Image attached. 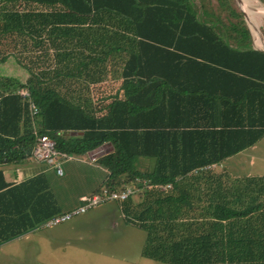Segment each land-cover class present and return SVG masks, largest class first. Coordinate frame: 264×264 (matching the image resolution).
<instances>
[{
	"label": "trees",
	"instance_id": "trees-1",
	"mask_svg": "<svg viewBox=\"0 0 264 264\" xmlns=\"http://www.w3.org/2000/svg\"><path fill=\"white\" fill-rule=\"evenodd\" d=\"M3 1L58 8L0 11V58L44 65L25 83L1 79L10 82L0 92V166L33 159L41 134L78 158L109 143L94 159L105 170L94 193L142 189L114 202L126 224L145 231L143 257L264 264V175L202 169L264 135V51L253 48L235 1ZM113 53L127 56L121 95L98 116L80 84L102 81ZM147 159L152 167H140ZM49 175L13 184L0 167V245L63 212Z\"/></svg>",
	"mask_w": 264,
	"mask_h": 264
},
{
	"label": "rangeland",
	"instance_id": "rangeland-1",
	"mask_svg": "<svg viewBox=\"0 0 264 264\" xmlns=\"http://www.w3.org/2000/svg\"><path fill=\"white\" fill-rule=\"evenodd\" d=\"M241 1L251 10L253 9L250 13L246 10L250 24L246 21L245 15L244 18L247 25H250L248 27L251 29L254 39H258L253 30L255 26L257 29L260 27L258 29L259 34L264 41V13L262 8L264 0ZM235 4L241 11L236 1ZM57 8L58 5L0 0V11L32 9L44 11ZM259 43L257 42L258 45H260ZM13 59L15 58L12 56L8 58L7 70L11 74L14 73L13 69L15 68L21 72ZM107 84L114 85L109 84V82ZM99 92L109 94L104 88H101ZM31 160L34 163L44 164L46 171H49L51 187L63 212L76 208L80 204L79 196L81 194L92 195L89 194L88 190L98 188L101 185L99 180L103 179L102 172L90 166V161L94 163V160H90L88 157L60 159L63 176L52 174L53 167L46 162ZM233 165H236L239 174L243 173L244 170L238 162H234ZM258 169V171L264 172V165ZM215 171L219 172L220 169H215ZM225 172L229 173V171ZM125 186L134 185L127 184L123 187ZM141 191L142 189L139 188L133 195L137 196ZM145 237V231L131 224H126L115 202L109 201L92 206L84 213L74 215L70 219L53 226H39L26 233L23 238L16 239L17 243L25 246L24 257L22 258L24 263L12 262V264H163L141 255ZM26 247H28L29 252L26 251Z\"/></svg>",
	"mask_w": 264,
	"mask_h": 264
},
{
	"label": "crops",
	"instance_id": "crops-1",
	"mask_svg": "<svg viewBox=\"0 0 264 264\" xmlns=\"http://www.w3.org/2000/svg\"><path fill=\"white\" fill-rule=\"evenodd\" d=\"M252 46L254 49L264 51V48L257 44L254 37H253ZM36 54L37 55L41 54V51H37ZM36 54L32 52L28 53V55H32V57H34V55ZM11 56L12 55H9L4 60L0 58V92H2L4 87L7 86L6 84L10 82V81L2 82L1 79L8 77L18 81L19 83H25L29 77V72H31L32 70L33 72L36 71L34 67L31 68V66H29L27 60L20 61L18 57H15V55H13L12 57L15 58L13 59L14 63L15 65L19 66L21 72H19L15 68L13 69V72L15 74L14 73H13L14 75L11 74L9 70H7L9 65L7 63V60ZM42 57L43 56H41V58ZM126 57L127 56L124 53H113L107 60L106 75L102 81L97 83H89L88 81L83 80L81 82L82 85L80 84V86L82 87L81 90L83 95H87L89 101L93 103V105L91 104L89 106L90 107L93 106L95 108V112L98 116L105 114L108 110V106L111 100L121 95V90H120L122 84L121 74ZM41 65L42 66L39 67L36 72H38L40 69H44V65L43 64ZM28 68L30 69V71L28 70ZM108 82L109 84H114V85H108L107 84ZM67 86H69V88L71 89L74 87L70 85ZM101 88L107 90L109 94H104L103 92H99ZM111 150H112L111 144L105 143L102 146H100L97 150L91 151L83 156L90 158V160L91 159L94 160L98 156L108 153ZM234 162H238L241 165L242 170H244L242 174L241 173L239 174V172L236 170L237 167L236 165L235 166L233 165ZM152 165H153V161L144 160L141 162L140 167L142 168L148 166L152 167ZM262 165H264V135L254 145L246 148L245 150L233 156L226 158L220 164H216L215 169L216 170L224 169V171H229L228 174L234 177L264 175V172L258 171L259 170L258 167ZM90 166L99 169L104 176L105 173L104 169L97 167V165L94 166V163L91 161H90ZM0 167L3 170L5 180L8 183H13V184L20 182L25 177H31L39 172L46 171L44 164L34 163L32 160L25 161V163L19 165L2 164ZM101 180H99L100 183ZM101 187L102 184L99 186V188ZM96 189L88 190L89 194H93L96 191ZM87 195L88 193H83L79 196V198ZM24 236L25 234L0 245V264H12V262L24 263L22 258L24 257L23 253L25 246L15 241L16 239L23 238ZM26 251L29 252L28 247H26Z\"/></svg>",
	"mask_w": 264,
	"mask_h": 264
},
{
	"label": "built area",
	"instance_id": "built-area-1",
	"mask_svg": "<svg viewBox=\"0 0 264 264\" xmlns=\"http://www.w3.org/2000/svg\"><path fill=\"white\" fill-rule=\"evenodd\" d=\"M21 95L27 96L28 92L27 90H21ZM30 108L32 114L37 113V109L34 106V104L30 103ZM32 157L33 159L37 161H43L46 162L49 166H52L57 174L62 175L63 169L61 166L60 159L65 158H72L71 156H67L64 153L59 152L56 149L55 141L48 136L47 134H41L37 136L36 143L32 149ZM215 164L204 166L203 168H214ZM170 184H166L163 186V189L170 188ZM138 188L134 186H125L119 189H108L106 187H103L100 192L93 193L90 196H83L80 198V204L67 212L55 215L40 225V227H50L55 224L61 223L63 221H66L70 219L74 215H79L87 211L92 206H96L101 203L109 202V201H115V200H124L127 199L129 196L133 195Z\"/></svg>",
	"mask_w": 264,
	"mask_h": 264
},
{
	"label": "water",
	"instance_id": "water-1",
	"mask_svg": "<svg viewBox=\"0 0 264 264\" xmlns=\"http://www.w3.org/2000/svg\"><path fill=\"white\" fill-rule=\"evenodd\" d=\"M236 1V3H237V5L240 7V9H241V11L243 12V14L245 15V18H246V21L249 23V17L246 15V12L244 11V9H243V2L241 1V0H235ZM250 24V23H249ZM253 27V26H252ZM253 30L255 31V33H256V38H258V39H256V41L259 43V41H260V45L262 46L263 45V43H264V41L261 39V37H260V34H259V30L257 29V27H253ZM263 48H264V45L262 46ZM98 149V148H97ZM96 149V150H97Z\"/></svg>",
	"mask_w": 264,
	"mask_h": 264
},
{
	"label": "bare ground",
	"instance_id": "bare-ground-1",
	"mask_svg": "<svg viewBox=\"0 0 264 264\" xmlns=\"http://www.w3.org/2000/svg\"><path fill=\"white\" fill-rule=\"evenodd\" d=\"M244 1V0H243ZM263 3V2H262ZM263 8V13H264V6L262 7ZM243 9H244V11L246 12V10L247 11H249V13L251 12V11H253V9L251 10L249 7H247L245 4H243ZM260 10V9H259ZM251 18V17H250ZM249 25V24H248ZM250 26V25H249ZM260 27H258V29H259ZM251 30V29H250ZM255 32V31H254ZM256 40V39H255ZM260 42V41H259ZM255 43V42H254Z\"/></svg>",
	"mask_w": 264,
	"mask_h": 264
}]
</instances>
